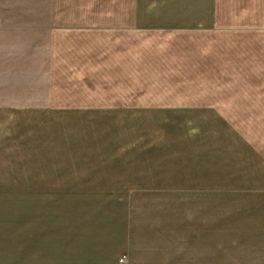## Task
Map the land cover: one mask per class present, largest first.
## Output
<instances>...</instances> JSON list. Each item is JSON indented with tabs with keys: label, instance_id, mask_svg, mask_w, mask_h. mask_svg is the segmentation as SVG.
I'll return each mask as SVG.
<instances>
[{
	"label": "crops",
	"instance_id": "0c3cea01",
	"mask_svg": "<svg viewBox=\"0 0 264 264\" xmlns=\"http://www.w3.org/2000/svg\"><path fill=\"white\" fill-rule=\"evenodd\" d=\"M38 3L0 6V31H23L0 42V189L82 174L75 189L123 198L90 224L20 217L0 264H264V0ZM174 70L195 73L178 102L140 99V73ZM142 109L164 129L125 148L105 127Z\"/></svg>",
	"mask_w": 264,
	"mask_h": 264
},
{
	"label": "rangeland",
	"instance_id": "374dc122",
	"mask_svg": "<svg viewBox=\"0 0 264 264\" xmlns=\"http://www.w3.org/2000/svg\"><path fill=\"white\" fill-rule=\"evenodd\" d=\"M37 4H39L38 0H0V6L34 7ZM20 36H23V31L3 30L0 31V42L1 39L4 38H18ZM148 37L156 41H163L161 44H174V46H176L178 42L181 41L184 43H193L195 35L194 31H192L181 33H157ZM3 48V46H0V51L3 50ZM174 71L175 73H140V99L162 98V100L167 99L169 101L178 102L181 96L179 86L188 87L189 90L191 86L194 87L195 73H179L176 70ZM184 95L188 97L192 96L191 93H185ZM73 116L75 115L64 117L61 120V124L68 121L69 118H73ZM115 117L127 124H118V126L108 125L105 127L106 131L109 132L112 130V134L125 136L124 144L128 145L125 148L130 149L133 148V135L140 134V136H149L159 131L157 129L159 126L157 124L162 115L155 110L149 111L142 109L138 112L123 111L117 113ZM136 123L143 124L137 125ZM64 126L65 127L61 126V129L73 128V126L67 124H64ZM159 128L164 129V126H160ZM80 148L84 149L86 147ZM110 148H115V146H111ZM75 176L76 177L68 175L67 178H63L67 182L61 181L60 189L31 188L28 185V187L25 186V181H23V188L20 189H0V229L8 230L20 228V226L24 225L20 217L24 220L26 215H34L35 213L68 214L74 218H81L85 220V223L90 224L91 220H93V218H89L91 217L90 215L94 214V216H96L109 213V210L104 207L105 203L115 204L116 200L121 201L123 198L120 192L115 194L110 191H94L92 193H87L85 190L75 189L74 187L79 185L78 182L83 181L82 178H78V176H82V174H76ZM124 192L126 193L128 191Z\"/></svg>",
	"mask_w": 264,
	"mask_h": 264
},
{
	"label": "built area",
	"instance_id": "2783aa9c",
	"mask_svg": "<svg viewBox=\"0 0 264 264\" xmlns=\"http://www.w3.org/2000/svg\"><path fill=\"white\" fill-rule=\"evenodd\" d=\"M125 259H126V255L122 256V257L120 258V261H121V262H122V261H125Z\"/></svg>",
	"mask_w": 264,
	"mask_h": 264
}]
</instances>
